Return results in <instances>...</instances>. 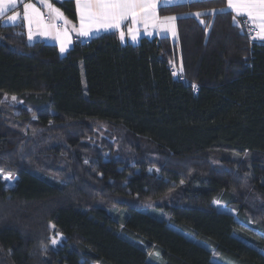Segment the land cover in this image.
Returning <instances> with one entry per match:
<instances>
[{"label": "trees", "instance_id": "16d2710c", "mask_svg": "<svg viewBox=\"0 0 264 264\" xmlns=\"http://www.w3.org/2000/svg\"><path fill=\"white\" fill-rule=\"evenodd\" d=\"M159 12L176 40L65 55L0 19V264H264V41L227 0Z\"/></svg>", "mask_w": 264, "mask_h": 264}, {"label": "snow or ice", "instance_id": "6c2138e0", "mask_svg": "<svg viewBox=\"0 0 264 264\" xmlns=\"http://www.w3.org/2000/svg\"><path fill=\"white\" fill-rule=\"evenodd\" d=\"M20 0H0V16L17 5ZM38 2L48 10V16L41 12L36 4L28 2L23 4L22 18L27 22L29 39L32 38V25L35 24L38 28L43 29L44 34L55 32L60 39V52L64 53L67 44L71 43L70 31L76 32L80 36L87 37L94 30L100 29H117L121 25L131 20L133 25L143 24L145 30L152 26H168V30L172 35H176L174 21L177 16H165L161 18L157 13L156 0H75L79 27L72 24L59 8L53 6L50 0H38ZM172 0H164V3H171ZM227 8L235 13L233 16L234 22L237 16L245 17L250 22V32L254 31L253 39L264 41V0H227ZM211 12H224L225 9H212ZM196 17L203 15L201 12L194 13ZM21 18L20 13L8 16L7 20L15 22ZM47 19V22H46ZM56 21H63V28L57 27ZM203 23V21H201ZM132 33V38L136 39V33L129 28ZM120 38L124 39V32H120ZM182 70V66H181ZM174 75L176 73H173ZM195 87V85H193ZM15 100V97H12ZM5 181H11L13 177L4 176ZM51 243L55 245L57 240L53 238Z\"/></svg>", "mask_w": 264, "mask_h": 264}, {"label": "crops", "instance_id": "0c3cea01", "mask_svg": "<svg viewBox=\"0 0 264 264\" xmlns=\"http://www.w3.org/2000/svg\"><path fill=\"white\" fill-rule=\"evenodd\" d=\"M55 1H63V0H50V2L53 4L54 7L59 8L61 10V12H63L64 16L67 17L68 20H70L72 22V24L76 25V27H79V21H78V17L77 20L74 21L72 20L65 12L64 10L57 4H55ZM75 1V0H74ZM34 3L36 4V6L38 8H40L41 12H43L45 14V17L47 18L48 16V10L47 8L43 7L38 0H20V2L15 5L10 7V9L5 13V15L0 16V19H2L3 23L6 24H10V25H14V24H18L19 22H22L26 28V34L28 37V40L33 43V42H37V41H44L46 43H54L58 45L59 51H60V39L57 38L56 33L53 32H49V34H44L43 33V29L38 28L35 24L32 25V38L29 39V31H28V25L27 22L25 20H23L22 15H23V4L24 3ZM157 2V13L158 15L163 18L165 17L164 15H161L159 12V7L161 4H164V0H156ZM166 4V3H165ZM15 13H20L21 14V18L18 19L17 21L10 22L7 20L8 16L14 15ZM240 17V16H238ZM244 18V17H241ZM47 22V19H46ZM175 25V31H176V35L173 36L172 32L170 30H168V26H159L157 28H153L152 26L149 25V27L147 28V31L145 30V27L143 24H136L133 25L132 21L129 19L127 21H125L122 25L121 28L119 30L117 29H100V30H94L89 36L84 37V36H80L78 35L76 32L74 31H70V37H71V43L67 44L66 50L64 53H61V55H65L67 54V52L72 48V46L74 45V42L77 39H89L90 37L97 35V34H101L104 32H109V31H118L124 32V39L122 41L123 44L125 43H132L134 45L139 44L140 41L146 37L148 39H152L154 37H161V36H171L172 38H177V30H176V21L173 22ZM57 27L63 28V21H56ZM129 28L133 29V32L136 33V39L132 38V33L129 32ZM259 42H263L260 39H255Z\"/></svg>", "mask_w": 264, "mask_h": 264}, {"label": "rangeland", "instance_id": "374dc122", "mask_svg": "<svg viewBox=\"0 0 264 264\" xmlns=\"http://www.w3.org/2000/svg\"><path fill=\"white\" fill-rule=\"evenodd\" d=\"M185 1H191V0H172L171 3H178V2H185ZM177 38H174V40H176ZM12 97H15L16 99L13 100ZM3 111L4 113L8 114V110H10L12 112V114H19V106L25 107V104L23 102V100L20 97L17 96H12V95H5L4 96V100H3ZM27 111L30 113V120H31V124L34 122H37L36 120V115H35V111L32 110L30 107H27ZM24 123V122H23ZM30 124V125H31ZM104 135V134H103ZM57 177V176H55ZM248 189H249V185H247ZM247 189V188H246ZM214 206H217L218 208L224 209V210H228V211H232L234 213H236V211L227 206L226 202L222 201V200H215L213 202ZM53 229V228H52ZM55 238L57 240V243L55 245H53L54 247H57L58 245H60L64 239L63 234H61L60 232L56 231L53 235H52V239ZM99 264V263H96Z\"/></svg>", "mask_w": 264, "mask_h": 264}, {"label": "built area", "instance_id": "2783aa9c", "mask_svg": "<svg viewBox=\"0 0 264 264\" xmlns=\"http://www.w3.org/2000/svg\"><path fill=\"white\" fill-rule=\"evenodd\" d=\"M243 22L246 26V31L247 33L251 36V38H253L255 36V32L254 31H251L250 32V22L246 20V18L244 17L243 19ZM81 43H85V39H81ZM171 72H172V75L175 76V77H179V71L176 67H172L171 68ZM173 73H176L175 75ZM180 78L181 80L185 81V77L180 75ZM194 90L197 92L199 90V87L195 84V87H194Z\"/></svg>", "mask_w": 264, "mask_h": 264}, {"label": "bare ground", "instance_id": "6f19581e", "mask_svg": "<svg viewBox=\"0 0 264 264\" xmlns=\"http://www.w3.org/2000/svg\"><path fill=\"white\" fill-rule=\"evenodd\" d=\"M253 39V38H252ZM173 67V66H172ZM175 67V66H174Z\"/></svg>", "mask_w": 264, "mask_h": 264}]
</instances>
